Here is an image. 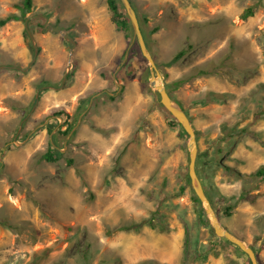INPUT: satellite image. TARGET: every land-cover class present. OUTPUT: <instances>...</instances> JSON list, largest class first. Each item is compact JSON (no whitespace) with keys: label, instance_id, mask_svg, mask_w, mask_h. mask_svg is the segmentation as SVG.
<instances>
[{"label":"rangeland","instance_id":"374dc122","mask_svg":"<svg viewBox=\"0 0 264 264\" xmlns=\"http://www.w3.org/2000/svg\"><path fill=\"white\" fill-rule=\"evenodd\" d=\"M130 1L194 128L196 173L219 223L264 264V180L252 177L264 167V0ZM21 2L0 0V18L19 15ZM34 15L76 48L69 59L41 19L28 26L38 56L21 72L33 58L24 22L0 28V264H250L193 201L188 137L171 126L146 60L129 52L121 65L130 44L107 0H32ZM83 99L93 100L80 111ZM59 109L60 125L86 111L69 139L60 125L39 127ZM52 141L62 157L48 163Z\"/></svg>","mask_w":264,"mask_h":264},{"label":"water","instance_id":"95a60500","mask_svg":"<svg viewBox=\"0 0 264 264\" xmlns=\"http://www.w3.org/2000/svg\"><path fill=\"white\" fill-rule=\"evenodd\" d=\"M119 1L124 8V11H125L128 19H129V22H130V25H131L132 31H133L131 44L129 45V47L125 53V57H124V60L122 61L121 65L124 64L132 45L135 42H137L139 49H140V52H141V55L146 60L148 66H149V72H150L149 85H150L151 89L159 96V102H160L161 106L178 123V125L182 128V130L184 131V133L188 137V143H187V149L189 152L188 177H189L190 185H191V188L194 192V195L196 196V198L199 200V202L201 204L203 212L208 219V222H209V224L213 230L214 235L217 238L223 239V240L229 242L230 244H232L233 246L237 247L241 252H243L247 256L250 264H258V260H257L256 254H255V251L251 247L247 246L238 237H236L235 235L230 233L228 230L224 229L221 226V224L219 223L217 215H216L208 197L206 196L205 191L203 189V186H202V184H201V182L197 176V173H196V158H197L196 135H195L194 128L190 122V119L186 115L185 111L175 101H173V99L168 94L165 82L163 80V77H162L160 71L158 70L156 63H155L153 57L151 56L150 51L148 50V48L145 44L141 29H140V24H139L136 12L132 7L131 1L130 0H119ZM35 19H43L44 20L43 30L45 33H51V34L59 35L60 37L63 38V40L66 43H68L70 45V49L68 52L69 59L74 55L75 48H76V41L74 40V38L71 37L69 35V33L65 32L62 29L49 26L47 17L42 16V15H34V16L27 18L24 21V29L28 34V37H29L30 43H31V47L33 50L32 61H31L30 65L24 70L21 68H13V67H8V68H13V69H17L18 71H21V72H26V71H28L30 66L33 65V63L35 62V60L38 56V50L39 49L36 45L33 34L28 29V22L30 20H35ZM72 67H73L72 62L69 60L68 65H67V69H66V73L63 77L62 84L58 89H55V90H59V89L63 88L65 80L67 78V75H68L69 71L72 69ZM2 68H5V67H0V69H2ZM112 77H113L114 83L116 85H118L117 81H116V73H114L112 75ZM120 89H121V86H119V90ZM99 94H101V93H99ZM99 94H97V95H99ZM108 95L113 96V94H108ZM92 100L93 99H90L89 106H90ZM36 101H38V93L36 95ZM85 112L86 111H84L80 115V117L77 121V124L72 128V130L70 131V133L67 136V139H69V137L73 134V132L75 131L76 127L78 126V124L80 122L81 116ZM46 123H47V121L45 123H43L42 125H40L39 127H43L44 125H46ZM59 125H60V123L58 124L56 129L59 127Z\"/></svg>","mask_w":264,"mask_h":264},{"label":"trees","instance_id":"16d2710c","mask_svg":"<svg viewBox=\"0 0 264 264\" xmlns=\"http://www.w3.org/2000/svg\"><path fill=\"white\" fill-rule=\"evenodd\" d=\"M107 5H108V9H109V11L111 13V18L110 19H111L112 24L116 27V29L118 31H121V32L124 33L125 38L129 41V44H131V41H132L131 36L133 34V31H132V27L130 25L129 19H128L125 11H124V8H123L122 4L120 3L119 0H107ZM132 7H133V9L136 12V15H137V18H138V21H139V24H140V29H141V32H142V35H143L145 44H146V46H147V48L149 50L148 33L146 32V30L142 26V22L143 21L145 22V17H144L143 14H138L137 10L135 9V7L133 5H132ZM15 8L18 10V12L20 14L19 15L12 14V15H9L7 17L0 18V28L4 27L5 25H7L11 21H23L24 22L27 19L26 18V14L31 11V8H32V0H22L21 4L20 5H16ZM252 14H253V9H250L249 8V9H247L244 12L243 18H247V17L251 16ZM39 22H41V19L31 20V21H29L28 26H31V25H40ZM151 33H154V30ZM23 34H24V37H25V40H26V43H27L28 42V39H29L28 34H27V32L25 30H24ZM69 35L71 37H73L72 34H69ZM129 52L132 55H134L135 57H142L137 42H135L132 45V47L130 48V51ZM184 54H185V51L184 50H180L178 53L175 54V56L173 57V59L168 64L171 65L173 63H176L177 61H179L184 56ZM73 71H74V68H73ZM208 73H209L208 71L201 70V71H198L197 72V76L206 75ZM70 77H72V73L70 74ZM181 83H182V81H181ZM43 85H47V84L44 83ZM166 89H167L168 94L170 95L169 86H166ZM108 98L111 99V100L113 99V97H108ZM81 102H82V105L80 106V109H79L80 111H82V110L85 109V106L89 102V100L83 99V100H81ZM165 112L168 114L169 119L170 120L172 119L173 122H174L172 125L170 123L169 124L172 127L174 125H178V123L171 117V115L166 110H165ZM54 117H60L65 122L67 120V118H68V115L66 114V112L64 110L59 109L55 113H53L50 117H48V119L50 121L47 122L46 128L48 129L49 132L54 131L56 129V127L58 126V121L55 120ZM63 127H65V130L64 131H61V129ZM73 127H74V124H66V123H63L62 125H60V128H59L58 133L60 135H62V136L65 137V136H67L69 134V132L72 130ZM55 146L57 147V145H56V143L54 141H52L49 144L48 150L46 151V153H44L42 155V159L44 161H46L48 163H55V162H57L60 159V157H62L60 151L57 148H55ZM119 158H120V156L117 158V161H118ZM205 158H207V157H205ZM213 162H214L213 159H210V160L207 159V163L208 164H212ZM1 166H2V163L0 161V167ZM252 177L257 178V179H260V180H264V167L258 169L253 174ZM208 199H209V201H211L209 197H208ZM242 199H243V196H240V200H242ZM193 201L196 202L199 205L200 210H202L201 209V204H200L199 200L195 196H193ZM210 203L212 205V202H210ZM228 212H229V209L227 210V214H229ZM2 224L4 226H6L7 228H10V226L8 224H6L4 222Z\"/></svg>","mask_w":264,"mask_h":264}]
</instances>
